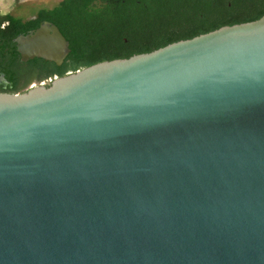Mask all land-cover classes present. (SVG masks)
Masks as SVG:
<instances>
[{
	"label": "water",
	"instance_id": "1",
	"mask_svg": "<svg viewBox=\"0 0 264 264\" xmlns=\"http://www.w3.org/2000/svg\"><path fill=\"white\" fill-rule=\"evenodd\" d=\"M0 264H264V16L0 93Z\"/></svg>",
	"mask_w": 264,
	"mask_h": 264
},
{
	"label": "trees",
	"instance_id": "2",
	"mask_svg": "<svg viewBox=\"0 0 264 264\" xmlns=\"http://www.w3.org/2000/svg\"><path fill=\"white\" fill-rule=\"evenodd\" d=\"M98 4L101 8H96ZM263 16L264 0H62L40 9L36 19L0 16V52L15 47L18 35L52 23L69 42L71 52L61 66L42 59L38 64L46 78H61ZM4 21L10 22L9 28H2Z\"/></svg>",
	"mask_w": 264,
	"mask_h": 264
},
{
	"label": "flooded vegetation",
	"instance_id": "3",
	"mask_svg": "<svg viewBox=\"0 0 264 264\" xmlns=\"http://www.w3.org/2000/svg\"><path fill=\"white\" fill-rule=\"evenodd\" d=\"M98 3L100 4L101 2ZM99 4L96 8H101ZM104 5H106V1ZM106 10H108V8ZM6 15H9V13L0 12V16ZM34 16L35 15L30 16L24 20L36 19ZM17 18L23 19L22 17ZM9 27L10 22L4 21L2 28L5 29ZM14 40L13 43L15 47L7 46L3 52H0V93L21 94L35 87L50 86L57 78L45 77L43 71L39 69L38 63L40 59L38 58L26 62L22 61L20 54L17 52Z\"/></svg>",
	"mask_w": 264,
	"mask_h": 264
},
{
	"label": "rangeland",
	"instance_id": "4",
	"mask_svg": "<svg viewBox=\"0 0 264 264\" xmlns=\"http://www.w3.org/2000/svg\"><path fill=\"white\" fill-rule=\"evenodd\" d=\"M61 0H0V12L26 19L40 9H50Z\"/></svg>",
	"mask_w": 264,
	"mask_h": 264
}]
</instances>
